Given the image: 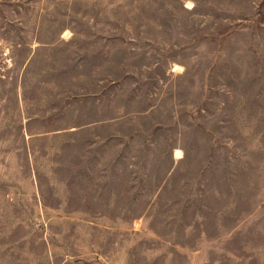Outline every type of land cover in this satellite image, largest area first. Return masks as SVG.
<instances>
[{
  "label": "rangeland",
  "instance_id": "1",
  "mask_svg": "<svg viewBox=\"0 0 264 264\" xmlns=\"http://www.w3.org/2000/svg\"><path fill=\"white\" fill-rule=\"evenodd\" d=\"M0 264H264V0H0Z\"/></svg>",
  "mask_w": 264,
  "mask_h": 264
}]
</instances>
